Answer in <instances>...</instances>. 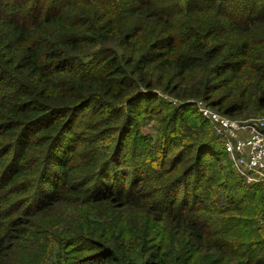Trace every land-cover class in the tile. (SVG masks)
I'll return each instance as SVG.
<instances>
[{"label":"trees","instance_id":"trees-1","mask_svg":"<svg viewBox=\"0 0 264 264\" xmlns=\"http://www.w3.org/2000/svg\"><path fill=\"white\" fill-rule=\"evenodd\" d=\"M189 99L264 116V0H0V264H264Z\"/></svg>","mask_w":264,"mask_h":264},{"label":"built area","instance_id":"built-area-1","mask_svg":"<svg viewBox=\"0 0 264 264\" xmlns=\"http://www.w3.org/2000/svg\"><path fill=\"white\" fill-rule=\"evenodd\" d=\"M176 101V100H175ZM224 140L235 168L250 182H264V117L249 121L229 117L203 99H189Z\"/></svg>","mask_w":264,"mask_h":264},{"label":"rangeland","instance_id":"rangeland-1","mask_svg":"<svg viewBox=\"0 0 264 264\" xmlns=\"http://www.w3.org/2000/svg\"><path fill=\"white\" fill-rule=\"evenodd\" d=\"M256 108L252 107V110L247 111L244 114H242V115H240V116H238L236 118L239 119V120L249 121V120L254 119V118L264 117L263 115H259V114H262V112L259 111V109H256ZM142 130H143V132H151V133L155 132V128H154V125H153V120H146L145 122H143ZM12 258H13V256H11V259ZM10 261L8 262V264L11 263Z\"/></svg>","mask_w":264,"mask_h":264}]
</instances>
